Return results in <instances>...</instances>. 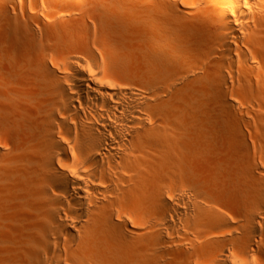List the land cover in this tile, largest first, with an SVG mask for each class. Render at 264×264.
<instances>
[{
  "label": "bare ground",
  "instance_id": "obj_1",
  "mask_svg": "<svg viewBox=\"0 0 264 264\" xmlns=\"http://www.w3.org/2000/svg\"><path fill=\"white\" fill-rule=\"evenodd\" d=\"M86 1L1 11L0 264H264V0Z\"/></svg>",
  "mask_w": 264,
  "mask_h": 264
},
{
  "label": "rangeland",
  "instance_id": "obj_2",
  "mask_svg": "<svg viewBox=\"0 0 264 264\" xmlns=\"http://www.w3.org/2000/svg\"><path fill=\"white\" fill-rule=\"evenodd\" d=\"M104 2H116V0H87L86 3L88 7L91 10L98 9L100 10L101 7L105 4ZM105 6V5H104ZM5 7L9 14L11 15V18L13 20H16L17 22H23L29 21V15H40L42 14V11L52 10L55 9L63 10V9H69L72 10L71 14L75 15L76 10L72 8L71 6H67L66 3H59L57 2L52 6V3L50 0H0V53L7 54L9 56L10 60H13L14 58H17L20 60V57L22 54H24L25 45L23 47L24 37L22 34L23 27L19 26V29L16 30L13 24H7V20L2 17L1 11L2 8ZM37 7L38 11L34 12L33 9ZM75 11V14L73 13ZM96 11V10H95ZM26 17V19H25ZM89 20V19H88ZM79 32H81V35H91L94 37V29L92 26V22L88 21V25H82L78 26ZM38 30V28H37ZM43 41H47L49 43L53 44V36L48 34H45L42 32ZM48 38V40H46ZM24 42V43H23ZM82 42V38H81ZM15 56V57H13ZM19 56V58H18ZM17 60V61H19ZM30 202V203H29ZM29 203V204H28ZM26 207L29 208L31 211L38 208V200L37 198H32L29 201L26 202ZM24 207H20L19 211L22 213V210Z\"/></svg>",
  "mask_w": 264,
  "mask_h": 264
}]
</instances>
